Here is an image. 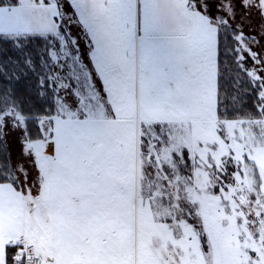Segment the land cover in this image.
Returning a JSON list of instances; mask_svg holds the SVG:
<instances>
[{
  "label": "snow or ice",
  "instance_id": "snow-or-ice-1",
  "mask_svg": "<svg viewBox=\"0 0 264 264\" xmlns=\"http://www.w3.org/2000/svg\"><path fill=\"white\" fill-rule=\"evenodd\" d=\"M0 264H264V0H0Z\"/></svg>",
  "mask_w": 264,
  "mask_h": 264
},
{
  "label": "rangeland",
  "instance_id": "rangeland-1",
  "mask_svg": "<svg viewBox=\"0 0 264 264\" xmlns=\"http://www.w3.org/2000/svg\"><path fill=\"white\" fill-rule=\"evenodd\" d=\"M9 145H10V148L12 150V153H13V159L15 160L16 158V155L18 153V145L16 144V141H15V135H11L9 136Z\"/></svg>",
  "mask_w": 264,
  "mask_h": 264
}]
</instances>
